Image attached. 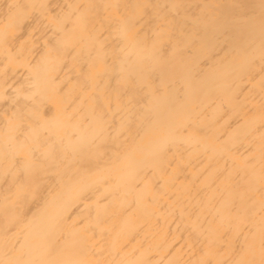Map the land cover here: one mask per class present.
<instances>
[{
	"label": "bare ground",
	"instance_id": "6f19581e",
	"mask_svg": "<svg viewBox=\"0 0 264 264\" xmlns=\"http://www.w3.org/2000/svg\"><path fill=\"white\" fill-rule=\"evenodd\" d=\"M0 264H264V0H0Z\"/></svg>",
	"mask_w": 264,
	"mask_h": 264
}]
</instances>
